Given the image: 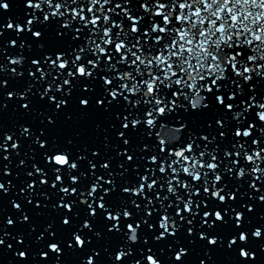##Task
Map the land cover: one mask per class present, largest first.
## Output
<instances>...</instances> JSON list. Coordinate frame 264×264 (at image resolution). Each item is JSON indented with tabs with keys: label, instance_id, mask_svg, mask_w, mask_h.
Masks as SVG:
<instances>
[{
	"label": "water",
	"instance_id": "obj_1",
	"mask_svg": "<svg viewBox=\"0 0 264 264\" xmlns=\"http://www.w3.org/2000/svg\"><path fill=\"white\" fill-rule=\"evenodd\" d=\"M0 264H264V0H0Z\"/></svg>",
	"mask_w": 264,
	"mask_h": 264
}]
</instances>
